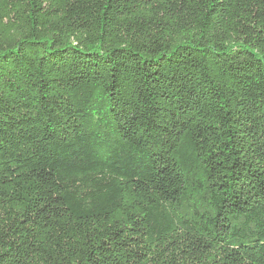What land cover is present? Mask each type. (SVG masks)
I'll list each match as a JSON object with an SVG mask.
<instances>
[{"label":"trees","instance_id":"obj_1","mask_svg":"<svg viewBox=\"0 0 264 264\" xmlns=\"http://www.w3.org/2000/svg\"><path fill=\"white\" fill-rule=\"evenodd\" d=\"M0 264H264V0H0Z\"/></svg>","mask_w":264,"mask_h":264}]
</instances>
